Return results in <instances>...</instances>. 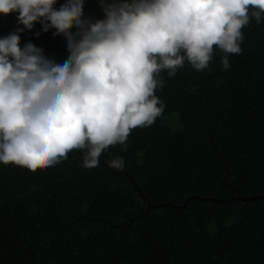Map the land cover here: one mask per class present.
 Here are the masks:
<instances>
[{
  "label": "trees",
  "instance_id": "obj_1",
  "mask_svg": "<svg viewBox=\"0 0 264 264\" xmlns=\"http://www.w3.org/2000/svg\"><path fill=\"white\" fill-rule=\"evenodd\" d=\"M84 13L101 15L98 0ZM16 15H0V37ZM242 32L230 69L217 49L207 70L162 73L163 115L98 167L83 168L81 150L35 171L0 164V264H264V197L250 198L264 194V22ZM27 42L67 54L40 24ZM116 155L122 170L108 166Z\"/></svg>",
  "mask_w": 264,
  "mask_h": 264
},
{
  "label": "clouds",
  "instance_id": "obj_2",
  "mask_svg": "<svg viewBox=\"0 0 264 264\" xmlns=\"http://www.w3.org/2000/svg\"><path fill=\"white\" fill-rule=\"evenodd\" d=\"M0 0V15L15 13L17 28L0 37V164L35 171L81 150L92 169L110 146L127 150L134 129L151 127L165 111L156 93L161 75L185 63L209 69L218 49L224 70L242 52V29L264 22V0ZM36 24L63 36L66 55L50 58L21 34ZM22 25V27H20ZM70 26L74 30H70ZM41 33L36 32L39 37ZM122 170L123 157L107 161Z\"/></svg>",
  "mask_w": 264,
  "mask_h": 264
},
{
  "label": "water",
  "instance_id": "obj_3",
  "mask_svg": "<svg viewBox=\"0 0 264 264\" xmlns=\"http://www.w3.org/2000/svg\"><path fill=\"white\" fill-rule=\"evenodd\" d=\"M260 197H264V194H262V195H257V196H252V197H250V198H260ZM241 199H242V200H245L246 198L241 197ZM190 200H191V197L186 201V203H185L183 206H185ZM229 200H231V199H229ZM229 200H228V201H229ZM183 206H182V207H183Z\"/></svg>",
  "mask_w": 264,
  "mask_h": 264
}]
</instances>
